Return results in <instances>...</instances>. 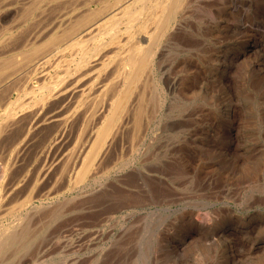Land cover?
<instances>
[{"label":"rangeland","instance_id":"rangeland-1","mask_svg":"<svg viewBox=\"0 0 264 264\" xmlns=\"http://www.w3.org/2000/svg\"><path fill=\"white\" fill-rule=\"evenodd\" d=\"M12 1L0 7V35L13 33L15 50L0 59L21 57L31 32L55 26L64 10L81 14L83 0ZM188 2L159 48L165 92L146 90L141 132L121 135L115 167L49 197L35 193L16 213L0 205V226L32 237L0 255V264H264V0ZM122 3L114 12L140 7ZM105 19L103 31L78 34L89 49L97 38L110 41L112 29L124 35L129 23ZM238 24L247 30L232 28ZM157 195L166 198L154 204ZM17 215L25 217L21 227Z\"/></svg>","mask_w":264,"mask_h":264},{"label":"bare ground","instance_id":"bare-ground-1","mask_svg":"<svg viewBox=\"0 0 264 264\" xmlns=\"http://www.w3.org/2000/svg\"><path fill=\"white\" fill-rule=\"evenodd\" d=\"M6 1L0 0V7ZM29 1L24 0L22 4ZM122 1L99 0L100 5L93 8L89 6V0H83L82 9H79L81 14H77V9L61 10L63 15L57 16L56 25L53 26L51 21L52 26H48L53 32H48V27L31 32L28 42L32 46L23 51L21 57L12 54L16 56L0 59V205L5 210L19 212L35 193L43 192L49 197L113 167L115 155L120 152L116 143L121 135L127 131L132 133V128L141 132L144 120H148L145 119L146 96L152 88L159 94L164 91L159 77V48L164 37L179 23L189 0H137L140 7L130 9L126 6L127 10L122 8L114 12L113 8ZM12 2L8 3L12 5ZM19 7H15L16 10ZM110 13L116 14L118 27L124 18L129 19L124 35H116L121 26L112 29L109 31L110 41L97 38L96 49H89V41H81L78 34L87 36L101 30V20L106 17V22H111L113 19ZM109 24L104 29L109 28ZM232 28L240 32L247 30L239 24ZM4 34L0 35V58L10 53L9 48L15 50L12 48L16 43L15 36L12 40L13 33ZM92 91L96 93L95 101L89 107ZM15 94L19 96L16 101L13 99ZM160 172L167 176V171ZM21 194L22 197L26 194V198L18 205L14 203L15 208L11 203L20 199ZM163 198L166 197L157 195L151 202L162 203ZM17 217L19 225L25 217ZM29 237L28 231L22 227L18 231L15 226H0V255Z\"/></svg>","mask_w":264,"mask_h":264}]
</instances>
